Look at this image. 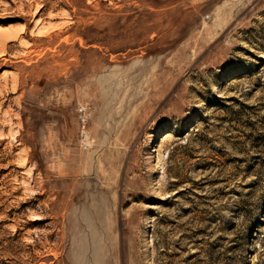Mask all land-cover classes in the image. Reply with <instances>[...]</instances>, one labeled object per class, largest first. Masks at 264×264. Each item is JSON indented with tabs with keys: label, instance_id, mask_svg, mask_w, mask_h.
I'll list each match as a JSON object with an SVG mask.
<instances>
[{
	"label": "rangeland",
	"instance_id": "374dc122",
	"mask_svg": "<svg viewBox=\"0 0 264 264\" xmlns=\"http://www.w3.org/2000/svg\"><path fill=\"white\" fill-rule=\"evenodd\" d=\"M0 264H264V0H0Z\"/></svg>",
	"mask_w": 264,
	"mask_h": 264
},
{
	"label": "bare ground",
	"instance_id": "6f19581e",
	"mask_svg": "<svg viewBox=\"0 0 264 264\" xmlns=\"http://www.w3.org/2000/svg\"><path fill=\"white\" fill-rule=\"evenodd\" d=\"M94 239H95V238H94ZM94 239H93V240H94ZM96 259H97V258H96Z\"/></svg>",
	"mask_w": 264,
	"mask_h": 264
}]
</instances>
